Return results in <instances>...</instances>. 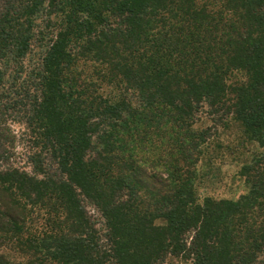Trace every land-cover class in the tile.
<instances>
[{
  "label": "trees",
  "instance_id": "1",
  "mask_svg": "<svg viewBox=\"0 0 264 264\" xmlns=\"http://www.w3.org/2000/svg\"><path fill=\"white\" fill-rule=\"evenodd\" d=\"M0 264H264V0H0Z\"/></svg>",
  "mask_w": 264,
  "mask_h": 264
},
{
  "label": "rangeland",
  "instance_id": "2",
  "mask_svg": "<svg viewBox=\"0 0 264 264\" xmlns=\"http://www.w3.org/2000/svg\"><path fill=\"white\" fill-rule=\"evenodd\" d=\"M218 194H220L221 196H224L226 194V192H224L223 190L217 192Z\"/></svg>",
  "mask_w": 264,
  "mask_h": 264
}]
</instances>
